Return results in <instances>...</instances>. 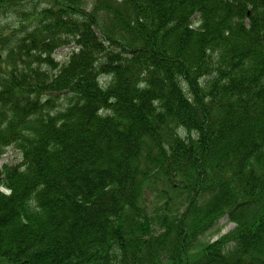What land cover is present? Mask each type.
<instances>
[{"label": "trees", "instance_id": "1", "mask_svg": "<svg viewBox=\"0 0 264 264\" xmlns=\"http://www.w3.org/2000/svg\"><path fill=\"white\" fill-rule=\"evenodd\" d=\"M10 149L0 264H264V0H0Z\"/></svg>", "mask_w": 264, "mask_h": 264}, {"label": "rangeland", "instance_id": "2", "mask_svg": "<svg viewBox=\"0 0 264 264\" xmlns=\"http://www.w3.org/2000/svg\"><path fill=\"white\" fill-rule=\"evenodd\" d=\"M8 21L11 24V26L18 23L17 18H15L13 15H12V18L9 19ZM69 50L70 48H62L58 50L56 53V57L59 60H64ZM17 157H18L17 152L14 151L13 149H10L7 151L6 154H4L0 158V165L2 166L3 164H5V162H9V163L13 162L14 160H16ZM235 227H236L235 223L229 221L227 217H224L223 219H221L219 231L213 235L209 234L206 237V240H210V241L216 240L223 234L228 233L232 231L233 229H235Z\"/></svg>", "mask_w": 264, "mask_h": 264}]
</instances>
